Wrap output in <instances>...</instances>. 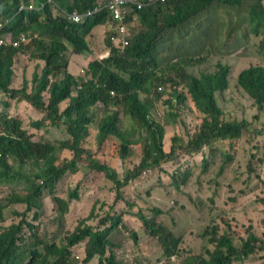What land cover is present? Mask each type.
I'll use <instances>...</instances> for the list:
<instances>
[{
	"label": "trees",
	"instance_id": "1",
	"mask_svg": "<svg viewBox=\"0 0 264 264\" xmlns=\"http://www.w3.org/2000/svg\"><path fill=\"white\" fill-rule=\"evenodd\" d=\"M31 1L0 0V22L4 24L6 19H13L9 27L12 36L18 38L23 31L32 32L26 45L18 48L0 46V93L14 99L19 96L37 111L30 132L23 128L21 119L0 115V185L10 184L14 179H22L25 184V194L14 191L8 198L13 203L9 214L12 217L8 218L10 224L0 228V264H77L72 256L78 246L82 248L80 264H121L114 254L112 241L107 238L117 228L128 231L133 243L139 245L138 256L135 257L137 264H158L182 254L183 235L176 234L164 222V216L171 209L149 201L153 189L134 192L128 198L125 196L129 184L147 169L164 173V179L157 176L156 185L162 183L169 192L175 190L178 195L185 194L193 202L194 193H201L208 202L207 209H221L229 202L238 201L241 196L252 194L255 198L249 201L244 211L262 209L264 194L256 192L254 185L260 182L264 186V160L261 166L253 163L250 167H238L235 163L238 154L242 160L251 157L252 162L257 161L264 148V143L258 138L264 128V121L259 123L261 115H264V0H246V9L242 4L244 0H166L147 5L135 10L137 18L131 25L134 30L131 33L130 29L125 46L120 42L113 43L109 38L115 29L112 28L114 24L108 8L95 11L80 25L67 22L62 17V9L94 10L101 0H55L60 6L56 15L46 0H34L36 4L45 6L40 13H16L22 2L28 4ZM214 4L219 6V10L229 11L228 15L221 17L226 32L233 36L231 39L235 41L237 32H240L244 57L255 58L236 73L234 83L244 91L256 111L249 118L245 100L238 101L234 115H228L216 100V93H223L228 88L230 65L219 63L213 71L195 76L186 67L199 64L201 58H185L179 65L162 66L156 62V46L163 35L176 38V30ZM201 19L208 18L204 16ZM216 22L211 28H206L196 20L194 37L201 44L213 40ZM91 31L93 43L89 48L85 36ZM96 38L101 50L108 51L107 56L93 55ZM67 49L76 54L84 51L88 52L87 56L93 55L84 65L82 81L75 80L67 71ZM20 51L30 54L32 60L43 62V66L35 65L31 90H28L27 81L21 89L11 88L15 57ZM174 69L176 74L171 76ZM165 85L174 90L165 88ZM158 86H161L160 90ZM153 97L162 99L171 107L170 125L175 123V117L189 97L192 100L189 106L191 102L195 106V120L200 119V123L182 145L183 151L174 146L179 139L178 133L171 137L169 149L165 148V130L148 116L147 107ZM4 105L9 106V102L5 101ZM118 105L126 116L137 122V130L120 128ZM100 107L103 111L98 113ZM191 126L190 122L184 123L185 129ZM91 131L99 137V143L108 136L116 137L119 140L118 152L123 158L129 153L130 146L137 142L131 134L136 132L141 136L139 159L124 170L123 177H119L115 167L97 159L96 153H90L86 142ZM36 132L48 140L36 141L33 137ZM225 142L229 148L227 152L221 147ZM258 143L260 153L253 156L257 153ZM200 151L204 156L199 165H184L183 159ZM85 155L96 158V161L85 162L88 170L78 182L86 187H97L103 179H108L112 182L115 197L103 213H93V207L76 227L67 230L63 236L64 243L46 240L38 233V225L28 220L27 212L35 207L39 210L43 206L40 200L44 192H52L66 173L70 172L76 180L80 159ZM216 156L220 157L213 158ZM176 160L179 163L170 172L165 165ZM14 163L22 167L31 166L29 172H15L18 168ZM242 174H246V186L237 182ZM79 188L77 183L68 191L67 201L62 197L54 199L61 216L67 213L69 200L79 198ZM120 199H125L129 212L140 220L142 234L129 226L124 218L125 212L116 208ZM92 217L99 220L97 226L89 221ZM37 218L36 211L34 220ZM227 227L219 228L217 232L212 228L213 236L208 241L214 247L207 256L197 254L193 264H251L261 260L264 256V231L259 233L254 224L249 225L245 237L237 244ZM230 228L234 230L237 227ZM148 239H154L158 244L156 252L150 256L141 249L142 240ZM80 254L78 251L75 255L79 258ZM260 263L264 264V259Z\"/></svg>",
	"mask_w": 264,
	"mask_h": 264
},
{
	"label": "rangeland",
	"instance_id": "2",
	"mask_svg": "<svg viewBox=\"0 0 264 264\" xmlns=\"http://www.w3.org/2000/svg\"><path fill=\"white\" fill-rule=\"evenodd\" d=\"M242 4L244 9H246L247 1L244 0ZM212 8L214 12L206 13L204 11L200 16L196 17L195 20H191L185 26L176 30L178 32L176 38L169 37V34H164L156 46L158 50L156 54V62L157 64H163L162 66H167L168 64L179 65L185 58H201L202 60L199 64L186 67L187 71L195 76H199L201 72L213 71L219 63L230 65L228 88L225 89L223 93H216V100L226 110L228 115H234L238 108V101H241L242 99L245 100L247 103L246 107L248 109L246 116L249 118L250 115L254 114L256 111L249 104V99L247 98L244 91L238 89L234 83L236 73L244 66H247L250 60H255V58L246 59L244 57L245 49H243L244 44H242L243 38L240 36L239 31L237 32V38L235 41L231 39L233 36L230 34V32H226L225 22L221 16L228 15L229 11L219 10V6H212ZM204 16L208 19H201ZM196 20L201 26L206 28H211L214 26L215 24H213V22L217 20L216 26L213 29L212 35L215 36L213 40H206L201 44V42L194 37L195 33L193 32V29L196 25ZM130 29L132 33L134 30L133 26H131ZM162 48H164V50ZM104 52L105 51H97L96 54L102 56ZM84 54L87 55V53ZM68 59L71 61L70 67L73 69V74L75 76H79L80 69L83 67L80 55H73ZM20 60H24L23 56H20ZM175 69L172 71L171 76L176 74ZM21 70L22 68L20 69L19 74ZM19 88L21 87L19 86ZM165 88L174 90V88L168 87L167 85H165ZM151 89L153 90V86ZM19 98L20 97L18 96L13 99L15 100L13 101L10 99V97H8V95L7 97H4V99L13 104L12 106H9L11 109L9 117L21 119L23 122V128L30 132L33 129L32 122L37 118V111L34 109L35 116L31 115L30 110L17 103L19 101H24L23 99ZM190 100L191 99L189 97L184 106L180 108L179 114L175 117V123L173 125L168 124L170 115L164 116L162 114L164 112L163 107H157L160 112L156 111V113H159L164 122L167 123V125L164 127V130L167 132L163 137L166 149H169L170 145H172L171 137L178 133L179 139L174 143V146H178V151H183L182 145L190 137L191 133H193L196 128H198L200 119L195 120V114L193 112L195 106L192 102L190 104L191 107L189 106ZM117 108L120 115L119 121H121L120 128L127 130L135 128V125L131 126L130 117L124 114L120 105H118ZM101 111H103V108L100 107L98 113ZM2 114L8 115V112L6 109L1 108L0 106V115ZM197 114L199 115L198 112ZM100 116L101 115H99V117ZM262 121H264V115H261L259 123ZM186 122H190L192 125L189 129L184 128V123ZM61 127L62 123L59 125V128ZM134 130L137 129L135 128ZM131 136L133 139L137 140L136 137L138 135L136 132L134 134L132 133ZM33 137L38 142H41L42 140H48L42 138L38 132L34 133ZM258 138L264 143V128L262 134L258 135ZM242 139L244 140V137ZM49 141L53 142L50 139ZM141 143L142 141L137 140L136 143L132 144L129 154L123 158L118 152L119 141L116 139V137L109 136L102 140V143H99V137L94 134L93 131H91L89 137L87 138L86 147L89 148L90 153H96L97 159L115 167L118 171L119 177H123L124 170L128 167H132L138 161ZM244 145L246 147L251 146L249 144ZM221 147L224 152H227V149H229L226 142L222 143ZM90 148L93 150H90ZM256 150L257 153L253 154V156L260 153L259 143ZM261 153L262 154L255 162H252L251 157L246 160H242L239 158L240 156L238 154V160L236 161L235 166L250 167L253 165V163L261 166L264 160V148H262ZM203 156V152L200 151L183 159L182 162L184 165L189 163L190 165H199ZM217 157L220 156L213 158ZM90 160L96 161V158L86 155L83 156L80 159V170L75 175L76 180L73 179L70 172L66 173L52 192L47 190L44 192L40 200V205L42 206L43 204V206L39 210L35 207V209H31L27 212L28 220H30V222L33 220L31 223L38 225L37 231L44 239L62 244L65 242L63 238L64 233L67 230H72L74 227H76L79 220L87 217L93 207H95L93 210V213L95 214L103 213L107 208H109L110 203L115 197V193L112 188V182L110 180L103 179L104 181L99 183V186L97 187H86L78 182V180L82 178V176L88 170L87 164H85V162L89 163ZM178 163L179 161L176 160L172 163H167L165 166L170 170V172H173ZM14 165L15 168H18L15 172L28 173L31 167H22L17 163H14ZM158 175L164 179V173L161 171H152V169L143 171L138 179L136 178L132 183L129 184L125 194V196L128 198L129 195L134 192H145L146 189L151 188L153 189V192L149 198V201L157 206L163 207L164 209H171V211L164 216V222L167 223L176 234L183 235L181 247L183 248L184 252H182L180 255L171 257L167 262L166 260H163L158 264H193L197 254H203L204 256H207L208 251L214 247V245L208 241V238L213 236L211 234L213 227L216 228L214 231L217 232L219 228L228 226L227 229L230 231L233 241L237 244L240 243L241 239L245 237V231L249 225L254 224L256 230L259 233L264 231V203H262V209L247 212L244 211L249 201L252 198H255L254 194H252V196H241L238 201L229 202L221 209H207L208 202L202 197L201 193H194L193 202L185 194L178 195L175 190L169 192L163 188L162 183L156 185V178ZM245 176L243 174L239 176L237 182L240 186H246L244 183ZM177 180H179V177ZM164 182L167 184L166 180H164ZM77 183L80 186V196L76 200H71V202L69 200L67 213L64 216H61L58 205L54 199L62 197L65 198V201H67L68 191L72 190ZM251 184L252 183H249L248 186H251ZM262 189H264V186H262L260 182H257L254 185V190L256 192L264 194V191H261ZM14 191L25 194V184L22 179H14L11 180L10 184L0 185V228L11 223L8 218L10 219L12 217L9 216V214L13 203H10L8 198L9 195ZM116 208L118 210H123L125 212L124 218L127 224L142 234L141 222L135 215H132L129 212V207L126 204L125 199H120L116 204ZM36 211L38 212V220H34ZM220 211H223L222 214L217 215ZM89 221L93 225L97 226L99 220L97 221L94 217H92ZM85 223L87 224V222ZM230 226L237 228L232 230ZM97 228L98 227H96V229ZM205 230L207 231L206 233H204ZM29 234L30 231L27 228V236H29ZM107 238L113 243V251L117 261H119L121 264H137L135 257L137 255L136 251H139V245H135L133 243L128 231L117 228L112 230L108 234ZM157 247L158 244L154 239H148L145 242L142 240L141 242V249L148 253L147 256H150V253L152 252H156ZM75 250L76 252H74L72 260L76 261L77 264H80L79 260L82 255L80 254L82 248L78 246ZM78 251L80 254L79 258L78 255H75ZM140 256L145 255L140 254ZM263 259L264 256L261 257V260ZM261 260L253 261L251 264H261ZM156 263L157 262H155V264ZM245 264L249 263L246 262Z\"/></svg>",
	"mask_w": 264,
	"mask_h": 264
},
{
	"label": "clouds",
	"instance_id": "3",
	"mask_svg": "<svg viewBox=\"0 0 264 264\" xmlns=\"http://www.w3.org/2000/svg\"><path fill=\"white\" fill-rule=\"evenodd\" d=\"M137 0H132L130 2H128V10L131 8V12L129 15H127L124 19H118V18H115L110 10V0H101L100 2H98V4L94 7V10H86V11H78L76 9H72V10H69V11H65L64 9H62V17L65 18V20L67 22H70L74 25H80L82 24L87 18L89 17H92L94 14L95 11L97 10H100L102 8H108L109 11L111 12L112 14V18H111V22L114 24V26L112 27L113 29H115V33H110L109 34V38L110 40L113 42V43H118L120 42L121 46H125L128 44V38L130 36V27L132 25V21L135 20L137 18V15L135 13V10H138V9H141L142 7L144 6H147V5H152V4H155V3H151V4H148V3H145L143 4V6L141 8H137L135 3H136ZM143 2H145L146 0H142ZM46 3L50 4L51 7H52V10H53V14L56 15V12L58 9H60V6L59 4L55 1V0H46ZM103 5L102 8H99L100 5ZM212 6H217L216 4L212 5ZM212 6L210 8H208L207 10H205L206 13L208 12H214ZM44 4L42 5H38L34 2V0H32L31 2H29L28 4L22 2L18 8H17V11L16 13L19 14L20 12H30V11H36V12H41L44 8ZM204 12V11H203ZM73 13L77 14L78 16V19L77 20H74L70 17V15H72ZM12 20L13 19H6L4 21V24H2V22H0V35L1 36H9L10 40H12V43L16 42L15 40H21V36L22 35H25L26 36V40L24 42H21L18 46L16 45H13V44H9V45H0V46H13L15 48H18V47H21L22 45H26L28 44V42L30 41V38H31V31H23L20 33V35L18 36V38H14L12 36V33H11V29L9 28L12 24ZM121 26H124V30L121 31L120 30V27ZM1 27H4V30L1 28ZM89 35V33L85 36V40L89 46V43L87 41V36ZM90 48V47H89ZM84 52V51H83ZM83 52H81L80 54H84ZM88 53V52H87ZM73 54H76V53H73L70 51V49L66 50V62H67V71L69 72L68 70V58L70 55H73ZM108 54V51H105L101 57H104V56H107ZM77 55V54H76ZM79 55V54H78ZM20 56H23V59H24V56H26L28 59L32 60L30 58V54H26L25 52L23 51H20L16 57H15V63H14V66H13V69H14V75H13V79H12V83H11V88L12 89H21L23 88L24 84L21 85L19 88L18 86H15V82H14V77H15V70H16V61H18V63L20 64V62H22L20 60ZM35 61V60H34ZM85 71V67L83 66L82 69H80V73H79V76H75L73 74H70L75 78V80L77 81H82V77H83V73ZM26 80V79H25ZM27 81V80H26ZM25 81V82H26ZM28 83V81H27ZM33 84V82H32ZM160 87L161 86H158L157 89L160 90ZM4 97H7V95L4 93V92H1L0 93V106L1 108L3 109H6L7 112H8V117H9V114L11 112V109L9 108V106H11V103L9 102V106H5L4 103L5 101H7L6 99H4ZM9 97V95H8ZM11 100H13L14 98H11ZM161 108L163 107L164 109V112L162 113L164 116L165 115H170L171 113V107L165 103L162 99H155L153 97V100H150V106L147 107L148 108V111H149V118L150 119H153L155 120L157 123H159L160 125H162L163 129L164 127L167 125V123L164 122V120L161 118L160 114L159 113H156V111H159L158 108ZM160 112V111H159ZM7 118V117H6ZM132 125H137V122L135 120H132L131 119V126ZM119 126H120V123H119ZM167 131H165L166 133ZM145 134V132H144ZM138 135V134H137ZM109 137V136H108ZM117 139V138H116ZM137 140L141 139V136L138 135L136 137ZM118 140V139H117ZM119 141V140H118ZM131 147V146H130ZM130 152V151H129ZM129 154V153H128ZM127 154V155H128ZM148 170V169H147Z\"/></svg>",
	"mask_w": 264,
	"mask_h": 264
},
{
	"label": "crops",
	"instance_id": "4",
	"mask_svg": "<svg viewBox=\"0 0 264 264\" xmlns=\"http://www.w3.org/2000/svg\"><path fill=\"white\" fill-rule=\"evenodd\" d=\"M92 31L89 33V35L87 36V41L89 43V47H90V43H93V37L91 36ZM96 43H97V38H96ZM100 51L103 52L101 50V48L99 47L98 44L94 43V52L93 55H97L96 52ZM76 55V54H73ZM73 55H70L69 58ZM81 61H82V65L84 66L89 60H91L93 58V55L91 56H87L86 54H79ZM98 57H101V55H97ZM90 58V59H89ZM70 60L68 59V70L71 74H73V69L70 67ZM36 64H40L41 66H43V62L42 61H34V60H30L28 59L26 56H24V60L22 62H20V64L18 63V61H16V70H15V77H14V82H15V86H21L25 83V81H28V90L31 88H33V84H32V74L34 72L35 69V65ZM81 65V66H82ZM22 68L20 74L19 71ZM19 74V75H18ZM74 75V74H73ZM26 79V80H25ZM30 89V90H31ZM15 101V100H13ZM19 105H23L24 107H26L28 110H30L31 115H34V108L32 106L29 105V103L24 100V101H19L17 102ZM16 103V104H17ZM13 104H11L12 106Z\"/></svg>",
	"mask_w": 264,
	"mask_h": 264
},
{
	"label": "built area",
	"instance_id": "5",
	"mask_svg": "<svg viewBox=\"0 0 264 264\" xmlns=\"http://www.w3.org/2000/svg\"><path fill=\"white\" fill-rule=\"evenodd\" d=\"M132 0H110V10L113 14V16L115 18L118 19H124L127 15L130 14L131 12V8L128 10V2H130ZM166 0H146L145 2H143L142 0H137L135 5L137 8H141L143 6V4L148 3H155V2H164ZM102 4L99 6V8H102ZM70 17L74 20L78 19L77 14L73 13L72 15H70ZM124 17V18H123ZM120 30L123 31L124 30V26L120 27ZM26 40V36L22 35L21 36V40H15L16 42L12 43V40H10L9 36H1L0 35V45H9V44H13L18 46L21 42H24Z\"/></svg>",
	"mask_w": 264,
	"mask_h": 264
}]
</instances>
